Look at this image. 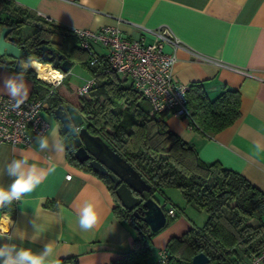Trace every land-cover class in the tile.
<instances>
[{"label": "crops", "instance_id": "obj_1", "mask_svg": "<svg viewBox=\"0 0 264 264\" xmlns=\"http://www.w3.org/2000/svg\"><path fill=\"white\" fill-rule=\"evenodd\" d=\"M12 1L60 26L66 34L75 29L97 31L110 25L118 27L127 38H137L143 32L141 27H169L183 43L176 51L175 79L184 84L201 82L210 99L218 97L226 88L239 90L241 116L213 136L191 129L187 120L172 114L166 113L162 118L169 129L195 147L202 161H218L264 192V151L255 149L257 143L264 145V0ZM7 16L3 13L0 18L5 20ZM52 39L55 44L66 43L67 46L79 40L65 34L55 35ZM94 47L99 54L106 53L102 45L95 44ZM58 49L61 51L59 46ZM166 50L172 51L169 46ZM70 60L73 65L78 64L75 59ZM19 61L0 57L1 94L7 95L2 85L3 77L18 71ZM43 64L51 66L49 62ZM37 71L34 67L25 74L26 99L47 97L49 83ZM85 72L87 78L76 81L79 85L91 78ZM65 75L70 76L69 73ZM47 113L51 128L56 129V140L63 142L59 122L53 114ZM22 154L39 167L54 164L55 171L18 201L15 212L0 211V245L14 243L18 248L40 252L45 244L55 241L47 264H56L65 258L76 260L67 264H111L132 247L135 229L115 217L116 202L105 182L70 162L67 142H63L60 152H41L36 139L29 147L1 143L0 186L11 184L12 178L5 172L6 165ZM169 189L172 188L157 191L155 197L160 203L172 201L174 204L166 208V214L170 208H175L177 219L153 237L151 262L159 261V252L167 249L171 238L179 237L191 228L198 229L207 221L208 215L187 204L180 192ZM85 201H92L98 211V223L87 233L82 232L77 223L78 210ZM34 224L41 227L35 241L32 240ZM20 232L24 234L22 240L18 235Z\"/></svg>", "mask_w": 264, "mask_h": 264}, {"label": "trees", "instance_id": "obj_2", "mask_svg": "<svg viewBox=\"0 0 264 264\" xmlns=\"http://www.w3.org/2000/svg\"><path fill=\"white\" fill-rule=\"evenodd\" d=\"M0 30L7 25L18 37V46L26 56L48 63L36 46L42 37L58 34L77 37L53 22L38 16L12 0H0ZM29 27H35L28 33ZM79 40H77L78 42ZM67 46L58 43L61 52L75 59L97 83L81 97L79 84L65 75L60 85L48 84L47 100L50 114L62 103H67L84 116L88 131L102 137L116 152L127 159L142 177L152 185L151 195L167 188L179 190L187 204L207 213L205 224L191 228L167 244L168 264H193L198 253L209 258V264H239L264 249V192L240 173L224 167L220 162H204L195 147L169 129L162 116L151 114L148 101L129 79L116 72L105 55H99L95 65L89 61L90 52L80 44ZM25 43L26 46H22ZM51 92V93H50ZM188 108L196 122V129L213 136L231 126L241 116L239 90L224 89L215 99H210L201 82L190 84ZM70 162L76 167L99 177L105 182L115 199V217L127 222L136 231L132 247L111 264H162L151 262L153 232L133 210L122 206L116 195L114 182L96 172L88 162H79L73 153V144L67 142ZM149 195L146 194L145 197ZM18 202L0 208L1 212H15ZM138 209V208H137ZM142 214V210L138 209ZM177 217L167 219V225ZM76 262L60 259L56 264Z\"/></svg>", "mask_w": 264, "mask_h": 264}, {"label": "built area", "instance_id": "obj_3", "mask_svg": "<svg viewBox=\"0 0 264 264\" xmlns=\"http://www.w3.org/2000/svg\"><path fill=\"white\" fill-rule=\"evenodd\" d=\"M141 29L143 32L137 38H127L118 27L110 25L97 31L75 29L74 33L81 47L89 50L91 65H95L101 55L95 50V44L106 49L103 55L112 68L129 79L133 87L148 100L151 114L162 116L169 113L187 120L188 126L196 129L197 124L187 105L190 84L179 82L173 74L177 61L176 51L183 47L182 41L169 27ZM148 36H151L150 39ZM167 46L171 47V52L166 50ZM64 76L61 72V76L48 79V83L56 87ZM96 83L95 77L85 80L78 86L77 93L81 97L86 96ZM13 104L14 101L8 95L0 93V144L29 147L38 134L51 128L47 113L48 100L37 97L25 99L19 108H14ZM67 178L70 179L71 175H67ZM166 215L177 217L176 209L170 208ZM159 262L168 264L167 249L159 252ZM239 264H264V249Z\"/></svg>", "mask_w": 264, "mask_h": 264}, {"label": "water", "instance_id": "obj_4", "mask_svg": "<svg viewBox=\"0 0 264 264\" xmlns=\"http://www.w3.org/2000/svg\"><path fill=\"white\" fill-rule=\"evenodd\" d=\"M13 28L3 26L0 30V57L14 60L26 58L23 47L18 46V37L12 35ZM41 40L36 50L51 66L63 74L70 72L73 61L56 48L49 47ZM58 46L57 44H55ZM53 115L60 124L63 142L72 140L74 157L81 163L90 160V166L98 173L108 176L116 186V195L123 207L133 210L134 215L145 222L153 232L159 231L167 224L166 204L160 203L151 195L152 185L125 159L116 152L102 137L91 134L85 124L84 116L69 104H60ZM69 127L77 129L69 132ZM148 194V197L145 195ZM142 210V214L138 209ZM193 264H209L204 253L196 254Z\"/></svg>", "mask_w": 264, "mask_h": 264}, {"label": "clouds", "instance_id": "obj_5", "mask_svg": "<svg viewBox=\"0 0 264 264\" xmlns=\"http://www.w3.org/2000/svg\"><path fill=\"white\" fill-rule=\"evenodd\" d=\"M36 59L32 56L23 58L18 63V71L2 79L3 89L8 97L14 101L13 107L19 108L28 96V88L25 82V74L29 69L34 68ZM167 67V65H165ZM77 129L69 127V132ZM51 140V144H50ZM36 144L41 152L63 150V142L56 140V129L49 128L36 137ZM256 151H264V145L257 143ZM55 171V165L39 167L36 163L30 162L28 156L21 155L20 158L12 159L5 168L7 175L12 178L8 187L0 186V208L11 206L13 202L22 201L29 193L33 192L49 174ZM77 223L82 232H90L98 223V211L92 201H85L78 210ZM41 227L34 224L32 240L39 238ZM19 238H24L23 232L18 233ZM12 237H9L11 240ZM53 242L43 246L42 251L34 252L30 248L17 247L14 243L0 245V264H47L48 258L52 256Z\"/></svg>", "mask_w": 264, "mask_h": 264}, {"label": "rangeland", "instance_id": "obj_6", "mask_svg": "<svg viewBox=\"0 0 264 264\" xmlns=\"http://www.w3.org/2000/svg\"><path fill=\"white\" fill-rule=\"evenodd\" d=\"M2 14H0V16H1ZM1 19V18H0ZM31 30H33V29H31V28H28L27 29V32L28 33H30V32H32ZM57 41H59L58 40V38H57ZM77 40H75V42H76ZM40 63H42V62H40ZM43 64V63H42ZM43 65H45V64H43ZM47 65V64H46ZM48 67H50L51 69H52V66H48ZM58 71V70H57ZM58 72H60V71H58ZM69 74H70V77L74 80V81H81L82 79H84V78H87V73L85 72V70L80 66V65H78L77 63H75L74 65H73V67L71 68V71L69 72ZM41 76V75H40ZM42 77V76H41ZM44 77V76H43ZM42 77V78H43ZM45 78V77H44ZM46 79V78H45ZM49 80H51V79H49ZM47 81H48V79H47ZM145 105H146V107L147 108H149V102L148 101H145ZM69 144H72V140H69V141H67ZM169 190H172V191H176V193H178L179 194V190H177V189H175V188H172V189H169ZM185 202L183 201V206L185 207L186 206V203L184 204ZM174 203L172 202V201H168V203L166 204V208L167 207H169V206H172ZM175 205H177V203H175ZM192 205V204H191ZM193 206V205H192ZM193 207H195V206H193ZM196 208V207H195ZM197 209V208H196ZM167 210V209H166ZM197 211H199V212H203L204 213V215H206L207 216V213L206 212H204V211H200V210H198L197 209ZM208 217V216H207ZM207 217H206V219H207ZM177 218H175V220H176ZM175 220H173V221H175ZM205 223H202V225H199V226H203Z\"/></svg>", "mask_w": 264, "mask_h": 264}, {"label": "bare ground", "instance_id": "obj_7", "mask_svg": "<svg viewBox=\"0 0 264 264\" xmlns=\"http://www.w3.org/2000/svg\"><path fill=\"white\" fill-rule=\"evenodd\" d=\"M35 68L38 70L39 74L41 73L46 79H56L61 76V72H58L57 69L48 67V65H43L42 63L36 61Z\"/></svg>", "mask_w": 264, "mask_h": 264}, {"label": "flooded vegetation", "instance_id": "obj_8", "mask_svg": "<svg viewBox=\"0 0 264 264\" xmlns=\"http://www.w3.org/2000/svg\"><path fill=\"white\" fill-rule=\"evenodd\" d=\"M41 40H44V41H45L44 44H47L49 47L56 48L57 50H59V49H58V46L55 45V41H54V39L49 38V37H47V36H44V37H42ZM42 44H43V43H40V42H39V44L36 46V48H38V47H39L40 45H42ZM21 45H22V46H26L25 43H21ZM36 51H37V53H40L39 50H36ZM87 162L89 163L90 160L87 161Z\"/></svg>", "mask_w": 264, "mask_h": 264}]
</instances>
